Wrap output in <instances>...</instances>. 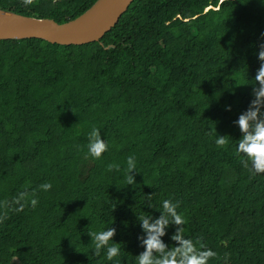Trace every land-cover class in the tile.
<instances>
[{"label":"trees","instance_id":"16d2710c","mask_svg":"<svg viewBox=\"0 0 264 264\" xmlns=\"http://www.w3.org/2000/svg\"><path fill=\"white\" fill-rule=\"evenodd\" d=\"M96 1L0 0V9L62 24ZM262 33L260 0H134L97 43L0 41V264H105L86 233L111 224L121 264H134L135 216H158L163 199L178 200L185 234L217 253L209 264H264V174L241 166L233 127L251 99ZM93 127L109 146L95 161ZM214 132L233 140L218 148Z\"/></svg>","mask_w":264,"mask_h":264},{"label":"clouds","instance_id":"9594fccd","mask_svg":"<svg viewBox=\"0 0 264 264\" xmlns=\"http://www.w3.org/2000/svg\"><path fill=\"white\" fill-rule=\"evenodd\" d=\"M32 0H23V5L28 7ZM264 4V0H260ZM264 39V33L261 34ZM257 60L260 67L252 81L251 99L245 111L240 113L233 121V127L239 132V139L235 141V155L239 159L241 166L246 169L249 175L255 176L264 174V42L258 46ZM225 112L231 111V105H225ZM233 139L228 135L218 136L212 133V141L218 148H224ZM86 158L99 160L108 151V144L101 136L99 128L93 127L87 135ZM125 168V181L128 186L135 185L134 177L137 164L134 156L127 157ZM110 170L120 171V165L111 166ZM43 192L52 189L50 182L39 186ZM25 193H20L11 201V210L21 212L24 209ZM29 206L35 208L39 203L38 198L30 199ZM8 206V202H5ZM146 208L153 209L151 196L145 200ZM180 202L175 199H163L159 205L158 216L154 217L151 212L142 211V214L135 216V223L132 227L139 228L136 236L137 247L142 249L138 255L134 256V264H209L210 260L217 258V253L207 247L199 239H193L185 234L184 226L187 218L178 211ZM112 225V224H111ZM92 230L87 234L89 237L91 255L103 258L105 264H121V257L124 248L121 243L115 242L117 235L115 226ZM127 225V223H125ZM124 225V226H125ZM128 227V225H127ZM174 229L169 236L172 243H165L164 237L169 235V230ZM124 244V243H123ZM125 245V244H124ZM16 250H14V253ZM18 257L13 254L12 261Z\"/></svg>","mask_w":264,"mask_h":264},{"label":"water","instance_id":"95a60500","mask_svg":"<svg viewBox=\"0 0 264 264\" xmlns=\"http://www.w3.org/2000/svg\"><path fill=\"white\" fill-rule=\"evenodd\" d=\"M133 1L97 0L79 17L62 24L0 9V41L36 39L59 46L97 43L117 25Z\"/></svg>","mask_w":264,"mask_h":264},{"label":"bare ground","instance_id":"6f19581e","mask_svg":"<svg viewBox=\"0 0 264 264\" xmlns=\"http://www.w3.org/2000/svg\"><path fill=\"white\" fill-rule=\"evenodd\" d=\"M71 87V86H70ZM147 188V187H146ZM148 189V188H147ZM144 195V194H143ZM128 239V238H127ZM131 239V238H130ZM135 239H136V236H135Z\"/></svg>","mask_w":264,"mask_h":264}]
</instances>
